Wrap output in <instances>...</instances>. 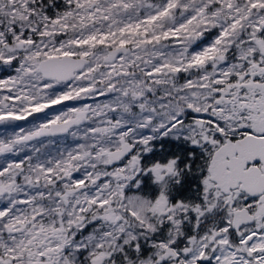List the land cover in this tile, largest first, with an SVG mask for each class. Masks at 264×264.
<instances>
[{
  "label": "snow or ice",
  "instance_id": "snow-or-ice-1",
  "mask_svg": "<svg viewBox=\"0 0 264 264\" xmlns=\"http://www.w3.org/2000/svg\"><path fill=\"white\" fill-rule=\"evenodd\" d=\"M0 264H264V0H0Z\"/></svg>",
  "mask_w": 264,
  "mask_h": 264
},
{
  "label": "rangeland",
  "instance_id": "rangeland-1",
  "mask_svg": "<svg viewBox=\"0 0 264 264\" xmlns=\"http://www.w3.org/2000/svg\"><path fill=\"white\" fill-rule=\"evenodd\" d=\"M57 109H53V110H49V111H56ZM30 120H31V118H30ZM21 123H23V124H25V125H27L28 124V122H21Z\"/></svg>",
  "mask_w": 264,
  "mask_h": 264
}]
</instances>
